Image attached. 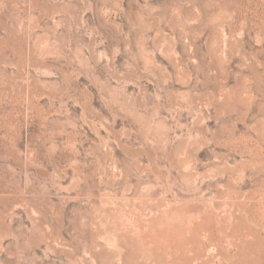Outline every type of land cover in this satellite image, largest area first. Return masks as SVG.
I'll use <instances>...</instances> for the list:
<instances>
[{
    "label": "rangeland",
    "instance_id": "374dc122",
    "mask_svg": "<svg viewBox=\"0 0 264 264\" xmlns=\"http://www.w3.org/2000/svg\"><path fill=\"white\" fill-rule=\"evenodd\" d=\"M0 264H264V0H0Z\"/></svg>",
    "mask_w": 264,
    "mask_h": 264
},
{
    "label": "bare ground",
    "instance_id": "6f19581e",
    "mask_svg": "<svg viewBox=\"0 0 264 264\" xmlns=\"http://www.w3.org/2000/svg\"><path fill=\"white\" fill-rule=\"evenodd\" d=\"M195 112H196V111H195ZM194 119H195V118H194ZM192 122H193V121H192ZM191 124H192V123H191ZM108 240H109V239H108ZM116 240H117V238H116ZM108 242H109V241H108ZM108 242H107V243H108ZM110 242H111V240H110ZM82 253H83V252H82Z\"/></svg>",
    "mask_w": 264,
    "mask_h": 264
}]
</instances>
